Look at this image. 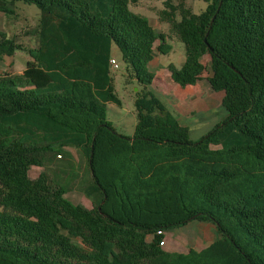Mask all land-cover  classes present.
I'll return each instance as SVG.
<instances>
[{
    "label": "trees",
    "instance_id": "16d2710c",
    "mask_svg": "<svg viewBox=\"0 0 264 264\" xmlns=\"http://www.w3.org/2000/svg\"><path fill=\"white\" fill-rule=\"evenodd\" d=\"M205 1L200 14L167 2L164 34L131 10L139 0H0L8 20L18 2L40 10L23 33L35 47L0 30V60L30 57L23 73L0 71V264H264V0ZM174 37L186 60L169 66L173 78L208 73L224 93L228 117L198 141L152 89L149 64ZM114 47L138 87L133 136L108 119L109 105L123 106ZM72 148L90 213L67 197L75 183H60ZM195 220L218 238L164 249L168 229Z\"/></svg>",
    "mask_w": 264,
    "mask_h": 264
},
{
    "label": "rangeland",
    "instance_id": "374dc122",
    "mask_svg": "<svg viewBox=\"0 0 264 264\" xmlns=\"http://www.w3.org/2000/svg\"><path fill=\"white\" fill-rule=\"evenodd\" d=\"M170 0H140L141 7L131 6V10L149 19L154 29L160 33L168 32V25L159 22L157 12L165 9L166 3ZM173 5L185 4L191 10L200 14L207 9L205 0H171ZM16 12L18 16L12 20H8L0 15V30H4L9 36L19 35L20 41L29 47H35L37 39L35 36H23L25 31H30L36 28L39 24L40 10L35 5H28L22 2L16 4ZM173 46V52L170 55L162 56L160 65L156 68L149 69L153 73L164 74V70H168L170 65L181 68L186 57L185 45L176 37L168 41ZM113 54L118 59L119 69L113 71L115 79V87L117 94L123 102L122 107L109 105L108 119L113 124L115 129L126 136H133L136 126L137 110L135 101L137 98L136 87H133L126 77V67L122 61L121 53L116 49ZM29 55L26 52H17L14 57H6L4 61H14V66L9 67L0 60V70L2 72H21L25 70ZM209 58L205 59V64H209ZM207 76V73H205ZM166 102L167 98L161 96ZM228 117V113L224 108H215L210 113H202L196 119L189 120L182 116L178 117L180 122L188 126L192 140L198 141L212 131L218 124L222 123ZM67 157H64L60 167L63 168V173L60 176V183L63 186L75 185L73 190L67 197L74 202L81 210L86 213L93 212L94 207L90 199H88L82 191L83 181L86 178V165L84 164L82 154L76 148L67 149ZM63 165V166H62ZM59 166V165H58ZM52 166L51 170L56 169ZM43 171L42 168L34 167L30 172V178H37ZM75 179V181H74ZM167 241L164 245L165 250L174 252H187L190 249L200 250L205 246L213 243L218 238V232L212 224L200 223L191 221L185 226L170 228L166 231Z\"/></svg>",
    "mask_w": 264,
    "mask_h": 264
},
{
    "label": "crops",
    "instance_id": "0c3cea01",
    "mask_svg": "<svg viewBox=\"0 0 264 264\" xmlns=\"http://www.w3.org/2000/svg\"><path fill=\"white\" fill-rule=\"evenodd\" d=\"M172 2L173 1L170 0V3H172ZM133 6L141 7L143 5H140V0H139V2ZM165 9H166V6H165ZM165 9H163V10H165ZM163 10H161V11H163ZM161 11H158L156 13L158 18H159L158 20L160 23H164V24L168 25V32L164 33V34H170V25L168 23L162 22L160 20V12ZM178 19L180 20V17ZM115 50H116V47L113 48V52ZM162 56H167V55H161L159 53H156L153 61L149 64V66L151 68H153V67L157 68L161 63ZM4 59H3V62L5 63L6 61H4ZM113 59H115L118 62V59L114 54H113ZM185 60H186V57L184 58V62H185ZM5 64H7L9 67H13L15 63H14V61H10V62H6ZM0 71L2 72L5 70H0ZM23 71H21V72H9L8 71V73L18 74V73H23ZM153 74H154V80H153V84H152L153 91L162 101H163V99L161 96H164L167 98V101L166 102L163 101V102L168 107L170 112L177 119H178V117H182V116L188 118L189 120L196 119V117H198L202 113L208 114L215 108H219V107L224 108L222 105L224 93L215 92L211 89L210 84L208 82V75H209L208 73H207V76H205V74H204V75H202L196 79H191L189 81L176 80L175 78H173V76L171 75V73L167 69L164 70V74H162V75L157 74V73H153ZM132 86L137 87L135 85H132ZM182 125H184V124H182ZM184 126H186V125H184ZM186 127H188V126H186ZM147 240L151 241L152 236H149ZM166 242H168L167 238H165V243ZM208 246H205L204 248H206ZM204 248H201L200 250H202ZM168 251L174 252L171 250H168ZM188 252L189 251L180 252V253H188Z\"/></svg>",
    "mask_w": 264,
    "mask_h": 264
},
{
    "label": "built area",
    "instance_id": "2783aa9c",
    "mask_svg": "<svg viewBox=\"0 0 264 264\" xmlns=\"http://www.w3.org/2000/svg\"><path fill=\"white\" fill-rule=\"evenodd\" d=\"M111 65L113 67V70H118L119 69L118 62L115 59H112L111 60ZM162 245L164 246L165 245V242H163Z\"/></svg>",
    "mask_w": 264,
    "mask_h": 264
},
{
    "label": "water",
    "instance_id": "95a60500",
    "mask_svg": "<svg viewBox=\"0 0 264 264\" xmlns=\"http://www.w3.org/2000/svg\"><path fill=\"white\" fill-rule=\"evenodd\" d=\"M135 91H138V88H137V87L135 88ZM100 210H101V207H99V211H100Z\"/></svg>",
    "mask_w": 264,
    "mask_h": 264
}]
</instances>
